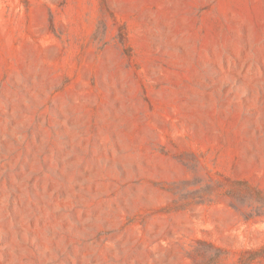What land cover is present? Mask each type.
Masks as SVG:
<instances>
[{"label": "rangeland", "instance_id": "1", "mask_svg": "<svg viewBox=\"0 0 264 264\" xmlns=\"http://www.w3.org/2000/svg\"><path fill=\"white\" fill-rule=\"evenodd\" d=\"M228 179L264 195V0H0V264H237Z\"/></svg>", "mask_w": 264, "mask_h": 264}, {"label": "trees", "instance_id": "2", "mask_svg": "<svg viewBox=\"0 0 264 264\" xmlns=\"http://www.w3.org/2000/svg\"><path fill=\"white\" fill-rule=\"evenodd\" d=\"M100 3L103 5V7H106V0H100ZM117 30H118V34H117L118 42L122 45L124 53L127 56H130L131 49L128 44L127 34H126V30L123 24H118ZM227 181H229L232 187L229 193L231 194L232 193H236V194L244 193L241 195H249V196L254 195L258 198V201H261V202L264 201V195L261 193V191L253 187L247 181L229 180V179ZM260 213H264V211ZM216 249H217V253L221 252L219 248H216ZM218 255L219 254H216V257H214V260H218ZM263 258H264V243L258 248L244 249L239 255L237 264H251L253 261L258 260V259L260 260Z\"/></svg>", "mask_w": 264, "mask_h": 264}]
</instances>
